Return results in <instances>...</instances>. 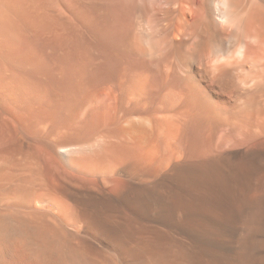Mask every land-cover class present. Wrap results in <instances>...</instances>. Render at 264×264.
<instances>
[{
  "label": "bare ground",
  "instance_id": "6f19581e",
  "mask_svg": "<svg viewBox=\"0 0 264 264\" xmlns=\"http://www.w3.org/2000/svg\"><path fill=\"white\" fill-rule=\"evenodd\" d=\"M0 264H264V0H0Z\"/></svg>",
  "mask_w": 264,
  "mask_h": 264
}]
</instances>
